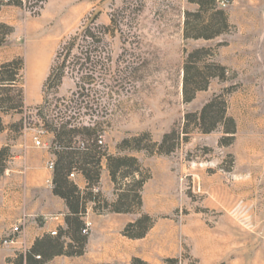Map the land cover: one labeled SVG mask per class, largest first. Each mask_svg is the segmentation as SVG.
I'll return each mask as SVG.
<instances>
[{"label": "rangeland", "instance_id": "374dc122", "mask_svg": "<svg viewBox=\"0 0 264 264\" xmlns=\"http://www.w3.org/2000/svg\"><path fill=\"white\" fill-rule=\"evenodd\" d=\"M200 1L0 0V67L17 61L16 85L5 95L10 111L0 113V150H7V167L25 153L33 165L47 154L56 158L54 136L44 129L40 111L63 120L80 113L79 128L97 130L103 154L125 160L127 171L139 170L119 177L118 188L126 192L145 182L142 206L144 199L153 222L147 232L163 227L138 248L173 252L178 246L190 264L203 257L210 264H254L264 249V0H212L198 15ZM92 20L111 25L104 44L79 41L70 57L57 61L70 38ZM187 21L190 36L218 35L186 39ZM202 48L199 66L218 64L228 73L186 103V61ZM88 52L98 64L91 73L84 70ZM64 62L60 87L55 82L45 87L52 68ZM215 98L225 101L234 124L203 133L196 117ZM234 126V134L226 133ZM79 133L72 148L92 147V139ZM36 137L43 146L35 144ZM107 163L103 158L101 174ZM172 224L179 226L177 240ZM83 236L92 240L90 231ZM191 251L195 257H189ZM135 260L132 264H141Z\"/></svg>", "mask_w": 264, "mask_h": 264}, {"label": "crops", "instance_id": "0c3cea01", "mask_svg": "<svg viewBox=\"0 0 264 264\" xmlns=\"http://www.w3.org/2000/svg\"><path fill=\"white\" fill-rule=\"evenodd\" d=\"M28 154L12 158L0 177V240L9 236L12 227L26 215L22 235L10 246L0 244V264H13L9 261L30 252L38 240L55 239L61 232L65 242L64 253L70 251L73 255L57 254L41 264H104L105 260L114 264H132L135 259L146 264H163L165 259L181 257L184 260L180 264H190L191 259L183 257L185 252L178 246L173 252L155 246L138 248V243L148 239L150 232L163 227L162 223L143 237L132 239L124 235L128 225L135 223L142 214L152 213L146 208L144 199L142 207L135 205L130 211L120 212L112 210L120 191L116 189L106 166L97 185L90 186L82 173L74 175L73 183L78 188L80 201V220L89 226L92 237L87 245L77 247L67 226V218L73 214L67 201L55 192L54 171L48 168L49 163L56 161L55 156L47 154L45 161L33 165ZM172 229L177 240L179 226L172 224ZM215 252L222 253V250ZM260 252L262 256L254 264H264V249L261 248ZM188 254L195 257L192 251ZM239 263L236 261L234 264ZM197 264L210 263L203 257Z\"/></svg>", "mask_w": 264, "mask_h": 264}, {"label": "trees", "instance_id": "16d2710c", "mask_svg": "<svg viewBox=\"0 0 264 264\" xmlns=\"http://www.w3.org/2000/svg\"><path fill=\"white\" fill-rule=\"evenodd\" d=\"M212 0H201L198 2L200 9L197 14L204 7H210ZM17 5H22V2H18ZM2 6V5H1ZM0 6V7H1ZM217 14L223 15L222 12H217ZM189 16L190 13H187ZM114 23V20H112ZM226 23V22H225ZM111 30L110 26H102L97 23V20H92L91 23L84 28V30L80 33H77L75 36L71 37L70 40L65 44V48L61 52L58 53L57 61L62 57H70L73 54V50L80 45L79 41H83V43L88 46H99L100 44H104V40L107 38L106 31ZM218 34H210V35H200L196 34L195 36H190L188 32V21H187V33L186 39L193 38L195 40L205 39L210 40L216 37ZM66 49V51H65ZM206 49H197L189 54L186 65H185V76L183 82V96L186 103H191L196 95L200 91H206L212 80L221 79L224 80L226 78V74L228 73V69L218 64H201L203 61L201 58V54L205 52ZM83 55V53H81ZM87 56V64L89 68H85L84 70L94 71L98 64L92 62V53H86ZM17 61H13L11 63L5 64L0 67V113L6 115L9 113L10 109L5 108L4 105L8 102V97L5 96L12 89L14 85H16V74H15V64ZM22 64V63H21ZM91 67V68H90ZM13 68V69H12ZM195 71V75H192V72ZM83 69H79L78 73H82ZM66 73V65L65 62L62 66H54L51 70L50 76L47 79L45 87L52 88L53 83H56V87L59 88L62 84V81L65 77ZM91 80L93 79L91 76L89 77ZM79 80V79H78ZM80 87V82L77 84ZM42 109V108H40ZM40 117L43 120L44 129L47 133L52 134L54 136L53 145H54V154L56 155V164L54 170V185L55 192L63 197L69 206L72 217L67 218V226L68 231L71 232L73 241L75 242L77 247H83L87 243V239L82 234V230L85 227L84 223L80 220V201L77 196L78 188L74 185L73 182L69 181V176L74 171L82 173L90 186L97 185L99 183V179L101 176V162L103 158L107 159V167L111 174V179L113 183L117 186L116 189L119 190V199L117 203L113 206V211H130L135 205L137 207H142V197L140 194L141 189L143 188L145 182L140 180L137 182L136 189L122 190L118 188L120 185L119 177L121 179H127L129 177H134L139 170L127 171L129 166H127L124 162L125 160L121 158H116L110 156L108 154H103L100 150L101 147L98 146L99 140L97 138V130L91 126H83L79 128V120L80 113H76L74 116H70L67 120H63V118L53 119L48 115L44 114V112L40 111ZM79 115V116H78ZM0 119V131L2 130ZM61 122V124H59ZM232 123L234 121L227 117L226 111V103L224 100L219 101V99L215 98L207 102L202 108L198 117H196V123L200 130L203 133H211L213 132L217 125L220 123ZM78 123V124H77ZM80 131H84L86 136L90 137L94 144L92 147H86L84 149L81 148H72L71 142L75 136L81 134ZM226 133L234 134L235 126L232 129H227ZM171 135H167L165 140L168 139ZM95 138V139H94ZM123 143H128V140H125ZM165 142L161 145H163ZM59 146V148H58ZM135 151H141L140 147L135 148ZM7 150H0V177L5 173L7 169ZM133 161H136L135 158H132ZM132 167V166H130ZM145 221H149L150 224L148 226L145 225ZM152 220L148 215H142L135 223L130 224L124 231V235L129 238H139L143 237L147 232L150 225H152ZM146 227V228H145ZM140 230L138 234H135L134 231ZM63 232L59 234V236L55 239L44 238L43 240H38L34 246V248L26 253L17 256L14 261L10 260L9 262H13V264H41L46 260L50 259L54 255L63 254L65 247V242L62 241ZM72 247V245H69ZM65 255H73L72 252L67 251L64 253ZM80 255V252H78ZM39 256L40 258H37ZM141 264H146L140 260H135ZM167 262L176 263L177 260H166Z\"/></svg>", "mask_w": 264, "mask_h": 264}, {"label": "built area", "instance_id": "2783aa9c", "mask_svg": "<svg viewBox=\"0 0 264 264\" xmlns=\"http://www.w3.org/2000/svg\"><path fill=\"white\" fill-rule=\"evenodd\" d=\"M221 1H223V0H221ZM34 142L37 146H43V142H42L40 137H36L34 139ZM102 143H103L102 141H99V144H102ZM49 167H50V169H53L54 164L51 163ZM74 175H75V173H72V174H70V177H74ZM25 221H26V215H23L17 221V223L12 227L10 235L0 240V244L3 246H10L11 244H13L22 235V233L24 231V227H25L24 226ZM82 233L84 235L89 233V226L88 225H86L83 228ZM38 258H40V257H38Z\"/></svg>", "mask_w": 264, "mask_h": 264}]
</instances>
